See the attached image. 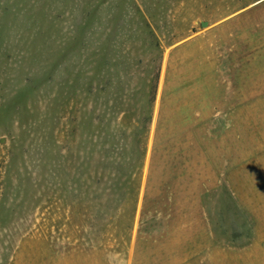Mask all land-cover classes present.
Returning a JSON list of instances; mask_svg holds the SVG:
<instances>
[{"label": "rangeland", "instance_id": "374dc122", "mask_svg": "<svg viewBox=\"0 0 264 264\" xmlns=\"http://www.w3.org/2000/svg\"><path fill=\"white\" fill-rule=\"evenodd\" d=\"M158 66L136 200L51 186ZM0 264H264V0H0Z\"/></svg>", "mask_w": 264, "mask_h": 264}, {"label": "trees", "instance_id": "16d2710c", "mask_svg": "<svg viewBox=\"0 0 264 264\" xmlns=\"http://www.w3.org/2000/svg\"><path fill=\"white\" fill-rule=\"evenodd\" d=\"M160 71L161 68L158 66L147 100L148 114H146V119L137 130H135L136 128L131 130L130 137L127 138L130 141H126L128 142L127 147L126 144L121 145L115 141V138H112V141H108V145L113 147L114 157H111L112 159L110 158L109 161L103 155L102 143L98 142L94 145V153L92 152V155L88 157L70 154L60 163H58L57 159H52L48 164L51 186L60 187L61 191L66 192L68 198L71 196L79 198L75 193L80 189L82 194L80 199L84 200V198L88 199V197H86L87 190L85 193L83 189L90 184L88 189H91L92 194L88 193L87 196H91V201H94L99 198L96 193L97 189H101L105 185L106 200L109 201L111 210L115 213L119 210L112 207L114 203H117L116 201H125L132 199L131 197L136 200L137 195L132 192L135 191V188H139V178L144 167L147 154V136L152 123L149 113L156 100ZM115 150H118V152ZM121 190L129 193V195H121ZM133 213L134 211L132 215Z\"/></svg>", "mask_w": 264, "mask_h": 264}]
</instances>
